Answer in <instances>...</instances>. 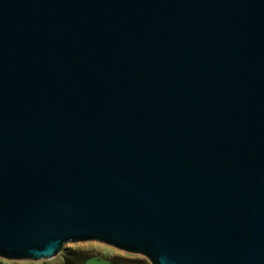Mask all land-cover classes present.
<instances>
[{
    "label": "water",
    "instance_id": "obj_1",
    "mask_svg": "<svg viewBox=\"0 0 264 264\" xmlns=\"http://www.w3.org/2000/svg\"><path fill=\"white\" fill-rule=\"evenodd\" d=\"M90 242L264 264V0H0V260Z\"/></svg>",
    "mask_w": 264,
    "mask_h": 264
},
{
    "label": "trees",
    "instance_id": "obj_2",
    "mask_svg": "<svg viewBox=\"0 0 264 264\" xmlns=\"http://www.w3.org/2000/svg\"><path fill=\"white\" fill-rule=\"evenodd\" d=\"M60 261L53 264H86L91 259L103 260L108 264H149L148 261L142 257L137 256H111L106 257L96 253L85 252L75 249H64L59 255ZM0 264H31V263H6L0 260ZM49 264V263H42Z\"/></svg>",
    "mask_w": 264,
    "mask_h": 264
},
{
    "label": "rangeland",
    "instance_id": "obj_3",
    "mask_svg": "<svg viewBox=\"0 0 264 264\" xmlns=\"http://www.w3.org/2000/svg\"><path fill=\"white\" fill-rule=\"evenodd\" d=\"M64 249H75V250H80V251H85V252H91V253H96L102 256L106 257H111V256H132L128 255L126 253L117 251L113 248L107 247L105 245L95 243V242H90V243H76V244H67L65 245ZM4 261V260H2ZM60 261V256H57L56 258L49 260V261H41V262H36V263H31V262H18V263H31V264H42V263H49L53 264L56 262ZM6 263H9V261H4ZM88 263L92 264H108L105 261H97L96 259L90 260Z\"/></svg>",
    "mask_w": 264,
    "mask_h": 264
},
{
    "label": "crops",
    "instance_id": "obj_4",
    "mask_svg": "<svg viewBox=\"0 0 264 264\" xmlns=\"http://www.w3.org/2000/svg\"><path fill=\"white\" fill-rule=\"evenodd\" d=\"M91 260H92V259H91ZM96 260H97V259H96ZM89 261H90V260H89ZM89 261H88V262H89ZM97 261H103V260H97ZM88 262H87L86 264H92V263H88ZM105 262H106V261H105Z\"/></svg>",
    "mask_w": 264,
    "mask_h": 264
}]
</instances>
